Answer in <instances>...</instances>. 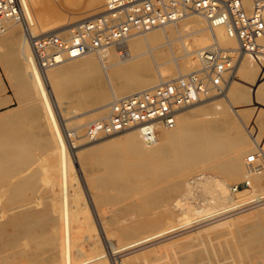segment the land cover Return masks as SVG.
<instances>
[{
    "label": "bare ground",
    "instance_id": "6f19581e",
    "mask_svg": "<svg viewBox=\"0 0 264 264\" xmlns=\"http://www.w3.org/2000/svg\"><path fill=\"white\" fill-rule=\"evenodd\" d=\"M21 1L29 12L32 24L30 30L33 35L38 34V30H41L40 33L56 32L55 30L51 31L54 27L56 29V26H51L54 22L62 21L63 23L61 24L63 25L68 23L71 24L72 22L74 23L73 25L78 24L85 19H89V16L94 13V15H96V12L99 11V7L101 11L102 6V4H100V6L96 4L97 0H87L88 6L84 8V10H81L82 8H79L80 10L78 8L72 10L69 9V7L68 9L70 11H67V9L61 7L69 12L68 15L55 5L56 2L55 4L52 3V0ZM33 6H35V8H33ZM84 13H87L88 16L84 15L85 17H83L82 15ZM193 16H197L193 24L199 26V28L191 29L189 32L185 33L183 37H171V33L166 32L165 28H172L171 26L177 25L179 22H183ZM70 19H75L76 21H70ZM204 23L205 26L203 25ZM5 24L7 29L1 34L3 35L1 43L11 47V45L14 46L15 38H17L16 49H14L17 53L10 56V60L14 61V63L16 62L19 68L16 74L21 82L22 92H25V95L31 96L33 99V104H35L33 117L37 120L38 118L43 119L42 121H44V127L48 134V136L45 137V145H47L49 149L37 159H35L34 153H29V155L25 157V151V153L17 151L22 146L20 143L22 139L14 136V134L10 132V129L6 127L7 123L12 119L11 116H7L6 119L0 117V230H4L7 227V229L12 228L22 235H34L33 233L35 231H32L31 228L32 223H38L39 220L53 221L52 228L50 227L52 230V237L46 241L45 244L56 245L57 251L54 250L55 253H52L50 258L51 260L59 259L60 264H111L108 256L104 255L106 252L105 249H108L109 257L112 260L116 258L119 259V257L125 256L126 254L135 253V251L148 248L158 241H163L162 246L166 247L179 239L177 238L179 233L188 232L182 237L186 239V243L184 244L186 249H188L182 262L186 264H214L212 254H203L204 252L199 248L205 243V239H210L211 233L219 226H231L235 223L236 219L240 217L243 218L245 215L257 217L263 214L259 210L264 208V193L257 196L254 184L252 189L245 187L232 193L230 181L219 174L206 173L203 177L198 178V181L195 179V185L202 188L200 189L201 191L206 190L205 192H210L211 198L207 199L208 202H206L204 206L195 205L188 200V194L192 189L190 184L191 181L187 183L189 189L180 193L181 195L179 196L181 197H174L168 205L166 202L172 193L181 187V181L177 178L179 174L185 171H193L206 164H209V167L217 172L226 174L230 178H237L241 175H245L256 182L259 177L262 178L264 176V164L260 167H256L260 164L259 160L253 164L255 168L252 169V172H248V167L246 165L248 164V157H246L247 150L242 144L234 139L228 140V143H222L220 139H213L216 134H220L221 131L228 126L227 124L232 122L231 118L224 110V108H227V102L230 104L235 102L247 122L257 131H263L264 118L259 117L258 114H260V110L264 111V77H260L256 80L257 86L256 89L253 88V90H250L244 84H240L237 90L233 91L232 84L245 83L249 79L256 78L258 69L251 68L248 62L261 61L264 60V58H257L250 55H243L239 58L238 62L243 57L250 56V58L245 57L241 60L237 70L239 77H235L230 81L231 83H228L224 94H221V97L224 96L223 102L221 103L219 100L210 102V104L212 103L215 105V108L220 109V114L213 117L210 121L211 124L216 126V132H214L211 137L205 138L200 132L192 131L189 124L191 117L187 110L182 112V118L179 123L177 117V122L174 127L160 128L157 139L152 143L146 142L136 129H134L136 131L127 132L128 135L125 141L133 149L135 154H143L145 156V164L152 170L153 176L159 180L168 181L167 185L154 188L150 196H146L145 198V202L162 204L155 213L154 222L152 224H144L141 222L121 224V222L126 219L125 217L120 216L116 218L111 216L103 221L97 214H91V209L89 210L88 205L90 201L88 202L84 196L82 186L84 184H81V179H79L76 174L75 162L73 161V154L75 151L78 153L91 145L82 149L78 148L79 143H77V138H75L76 134L71 132L68 128V117L63 116V111L65 110L63 108L61 109V101L58 100L59 98L57 99L55 94L57 86L69 85L71 81L76 79L78 73L73 72V70L76 68H95L94 66L97 65H100L103 69L104 79L102 80L101 78V84L106 81V83L111 86L112 99L133 93V90L137 91L154 86L159 83V81L176 77L178 74L185 72V70L193 68L195 64H198V60L197 58L193 60L190 55H197L200 48L209 45L215 38L226 47L236 48L238 42L235 38L227 35L224 27L218 26L211 29L208 27L203 17L199 15H190L177 22L167 24L166 26L156 27L133 34L127 40L124 50L122 51L119 50L120 48L118 46L113 45L101 53H88L75 58H68L52 67L41 68L35 62L32 43L26 36L23 25L10 19H7ZM18 24L22 25V34L19 33V28H17ZM187 24V21L183 22L182 26L184 30L191 27H187ZM73 25L71 24V26ZM65 27L62 26V28ZM172 29H174V27ZM70 30L71 29L68 28L62 32L68 33ZM200 30H204L205 33L196 34L199 33ZM174 31L175 30H172L173 36L175 35ZM192 33L194 40L192 43H189L186 39L187 36L192 35ZM177 40L184 48V57L187 58H184L187 62L182 69L180 65L178 66L179 69L176 66L178 58L177 54L174 52L176 49L174 44ZM194 45L198 46L193 48ZM10 50H12V48ZM163 59H172L173 63L169 61V64L160 66L161 60ZM150 61L157 70L156 75L159 79L158 82L156 81L157 83H155V80H152L148 63ZM238 62L234 71L237 68ZM121 66H125L127 70L129 69V72L125 73L123 76L125 79L121 83L113 84V80L119 77L118 70L121 69ZM166 74H171L173 76L169 77L166 76ZM2 87L0 81V91ZM227 90L228 94H226ZM229 94L231 97L228 98L227 95ZM203 101L204 100L197 103ZM106 105L107 103L101 104V106L92 108L84 113L90 116L99 111H105L103 113L105 114L107 112ZM84 113H81V115ZM74 115L77 116L80 114L75 113ZM79 118L81 119V116H79L78 119ZM86 124L87 122L76 125L77 127L75 128L82 126V129H84ZM102 136L107 137L106 135ZM102 136L100 137L102 138ZM100 137L98 138L100 139ZM137 137H139L138 139H140L142 144H139ZM98 138L90 141L95 142ZM110 139L113 138H109L106 142H109ZM160 139L161 142H159ZM257 142V151H260L264 159V139ZM80 147H83V145H80ZM221 147L235 150V153L231 154L226 159L217 160L215 159L214 152L216 150L220 151L219 148ZM13 157H16L17 160H13ZM28 159H32L33 163L39 165L41 179L50 190L53 191V196L49 201L47 200L48 202L42 212L34 211L29 205L31 201L25 202L19 199L25 186L22 184L17 185L16 183L15 187H9L13 175L15 176L14 165L25 164ZM254 200L259 202L238 209V207H242L243 205L251 204ZM37 203H39V201H37ZM142 204L143 202H137L133 206H138L140 209ZM260 205L263 206L261 207ZM258 206L261 208H254ZM252 208L254 209L250 210ZM134 209H137V207H134ZM246 210H248V212L237 215ZM131 212L134 211L132 210ZM128 216L131 218V214H128ZM151 226L160 228L152 233H144V235H140L135 239L128 240L135 232L145 231ZM174 235H177L175 236L176 238ZM156 237H161V239L156 242L152 240L153 242L150 241L152 243L149 244H143ZM172 237H174V239ZM122 240H125V242H122ZM39 244L42 246V243ZM256 244L257 242L250 240L237 242L233 250L235 252H240ZM137 245H139V247H136ZM255 247L259 248L260 252L261 249H264V243L259 246L256 245ZM156 248L158 247L156 246ZM123 250L127 251L118 254V252ZM45 251L46 250H44V252ZM149 251L153 252L156 250L155 248H151L147 250V252ZM263 252L264 251H262V253ZM46 254L48 255V253ZM261 257L263 259L264 254ZM128 258L131 259L133 257L130 255ZM260 259L261 258L256 256L252 259V263L250 264H262ZM232 260V264L238 263L235 255H232ZM262 262L264 261L262 260ZM121 264H123V259H121Z\"/></svg>",
    "mask_w": 264,
    "mask_h": 264
},
{
    "label": "rangeland",
    "instance_id": "374dc122",
    "mask_svg": "<svg viewBox=\"0 0 264 264\" xmlns=\"http://www.w3.org/2000/svg\"><path fill=\"white\" fill-rule=\"evenodd\" d=\"M52 1V3L54 4L56 2L55 5L59 8L63 7L67 9V11H70L69 9L75 10L76 8H82L81 10H84V8H87L88 6L87 0ZM103 1L104 0H97V3H95L99 4L100 6V4H103ZM33 8H35V6H33ZM63 8H61L62 12L65 11ZM67 11H65V13L69 15V12ZM84 15L88 16L87 13H84L82 16L85 17ZM93 15L89 17L91 18ZM196 17L197 16L189 17L188 19L183 21L188 22L186 26H191L189 29L184 30L182 26L183 22L181 21L177 25L171 26L172 28L174 27V29L167 27L165 28V30L167 33H171V37H183V35L189 32L191 29L199 28V26L193 24ZM70 21L76 20L70 19ZM61 23L63 22L61 21L52 23L51 26H56V29L54 27V29H52L51 31L55 30L56 32H62L68 28L72 29L76 25H73V22L71 23L73 26H71L70 23L64 25ZM69 24L71 27L69 26ZM203 25L205 26V23ZM62 26H64L65 28H62ZM17 28H19V33L22 34V25L18 24ZM172 30H175L174 36L172 35ZM40 32L41 30L37 31L38 34ZM203 32L205 33L204 30H200L199 33L196 34H200ZM2 37L3 35H0V74L3 79V87L0 91V103L2 104L0 106H6L0 108V117H4L6 119L7 116H11L12 119L10 120V122L7 123L6 127L10 129V132L13 133L14 136H17L22 139V141L20 142L22 146L17 151L23 153L26 152L25 157H27L29 153H34L35 159H37L40 157L41 154H43L49 149V147L45 145V137L48 136L47 130L44 127V121H42L43 119L38 118L37 120L33 117L35 111V104H33V99L31 96L25 95V92H22L21 82L18 78V75L16 74L19 68L16 65V62L14 63V61L10 60V56L17 53V51L14 50L16 49L17 38H15L14 46L11 45V47H8L5 44L1 43ZM186 40L189 43H192L194 40L193 33L192 35H188ZM174 45L176 48L174 52L175 54H177L178 58L176 66L178 68V66L180 65L182 69L184 68V65L187 62L184 59L186 58L184 57L185 50H183L184 48L178 40L175 41ZM197 46L198 45H194L193 48ZM9 48H12V50H10ZM190 57L193 60L197 58L196 55H190ZM245 57L250 58V56ZM241 60L238 62L236 70L232 73L229 82L232 81L235 77H239V73H237V70ZM169 61L173 63L172 59L161 60L160 66L169 64ZM148 63L152 75V80H155V83H157L159 80L156 75L157 70L155 69L151 61ZM248 64L251 68L258 69V73H256L257 77L249 79L245 83H233V91H236L237 87H239L240 84H244L250 90H253V88L256 89V80H258L260 77H264V60L254 62L251 61L250 63L248 62ZM94 67L95 68L89 67L85 69L76 68L77 70H73V72L78 73L76 79L71 81L69 85L67 84L65 86H57L55 89L57 99L59 98L58 100L61 101V109L63 108L65 110L63 111V116L68 117V128L71 130V132L76 134L74 135L75 138H77V143H79L78 148L82 149L91 145L87 149H84L78 153H76L75 151V153L73 154V161L75 162L74 165L76 169V174L78 178L81 179V184H84L82 186L86 200L88 202L90 201L88 203L89 210L91 209V214H97L99 218L101 217L100 219H102L103 221L107 218H110L111 216L116 218L122 216L126 219H124L121 224H127L129 222H141L144 224H152L154 222L155 213L162 206V204L160 205V203L153 204L152 202H145V198L146 196H150L151 191L154 188L167 185L168 181L161 179L159 180L158 178H155L153 176L152 170L145 164V156L143 154H135L133 149L125 141V138L128 135L127 132L136 130L127 129L117 134L106 135L107 137L102 136V138L100 137V139L98 138L97 141L95 140V142H93L90 141L92 139L85 138L84 129H82V126H80L79 128H75L77 127L76 125H81L82 123H86L95 118L100 117L105 111H99L96 114L90 116L86 115L87 113L84 112H87L92 108L101 106V104L104 103H107L108 105L109 101L112 100L111 86H109L106 81L101 84V78L102 80L104 79L103 69L100 65ZM120 68L121 69L118 70L119 77L113 80V84L121 83L125 79V77H123L125 73L129 72V69L127 70L125 66H121ZM191 69L192 68H190V70ZM186 71L189 70H185V72ZM166 76L172 77L173 75L166 74ZM134 91L135 90H133V92ZM226 94H228V90ZM223 97H221V94L214 95L213 97L211 96L203 102L195 103L194 105L184 108L178 116V123L181 121L182 112L187 110L191 117L189 120V124L191 126L192 131L200 132V134L205 138L211 137L212 134L216 132V126L211 124L210 121L213 117L220 114V109L215 108V105L212 103L210 104V102H216L219 100L222 103L224 100ZM227 97L229 98L231 97V95L229 94L227 95ZM226 104L227 108H224V110L227 112V115L231 118L232 122L230 124H227L228 126L225 127L220 134H216L213 139H220L222 143H228L231 139H234L238 143L242 144V146L247 150L246 157H248L249 155H251L252 151H256L258 149L257 141L260 142L261 139H264V129L261 132L254 129L253 126L244 118L243 113L235 102H233L234 105L232 103L230 104L229 102H227ZM259 112L260 114H258V116L264 118V111L260 110ZM75 113L80 115L75 116ZM81 113H84V116L81 115ZM79 116H81V119H78ZM109 138L113 139H110L109 142H106V140H108ZM138 138L139 137H137L139 144H142V142ZM87 141L92 143H88ZM159 142H161V139ZM80 145H83V147H80ZM227 149L228 148L224 149L221 147L219 148L220 151L216 150L214 152L216 157L215 159L223 160L229 157L231 154L235 153V150ZM12 159L17 160L16 157H13ZM259 163L264 164V159L262 158L261 162L259 161ZM14 168L15 176L13 175L9 187H15L16 183L17 185L22 184L23 186H25L23 193L19 196V199L25 202L31 201L29 204L31 208H33L34 211L42 212L47 202L53 196V191L50 190V188L41 179L39 165L33 163L32 159H28L26 160L25 164L14 165ZM196 169L193 171L182 172L177 176V178L181 181V187L177 191H174L169 197V199H167V205L170 203V201H172L174 197H181L179 196L181 195L180 193L189 189V187H187V183L191 181L190 184L192 186V193L190 192L191 194H188V200H190L195 205L198 204L200 206H204V204L208 202L207 199L211 198V195L210 192H205L206 190H202V192L200 190L202 188H199L197 187L198 185H195V179H197L198 181V178L203 177L206 173L219 174L223 178L230 181L231 187L236 185L237 183H242L245 179H249V177H246L245 175H241L237 178H230L226 174L222 172H217L213 168L209 167V164L200 166ZM250 180L251 179H249V181ZM250 183L251 187L248 188L252 189L254 184V186L256 187L255 192H257V196L259 194L261 195L262 193H264V176L262 178L259 177L256 182L255 180H251ZM37 201H39V203H37ZM137 202H143L140 209L138 208V206H133ZM258 202L259 201L254 200L251 202V204L243 205L242 207H238V209L244 208L245 206L253 205L255 203L257 204ZM260 206L262 207L263 205ZM260 206L254 208H261ZM134 207H137V209H134ZM254 208L250 210H253ZM131 209L134 212H131ZM259 211L263 213L260 216L253 217V215H245L243 216V218H238L239 220L236 219L235 223L231 226L224 225L217 227L211 233V238L205 239V243L199 247L204 252L203 254H212L214 264H232V255H235L237 257V264H250L252 263V259L256 256L262 259L261 256H263L264 254V252L262 253L264 249H261V251L259 252V248L255 247L256 245L259 246L264 243V208ZM245 212H248V210L243 211L237 215L244 214ZM128 214H131V218H129ZM52 224L53 221L51 220H39L38 223H32V231L36 232L33 233L34 235H22L16 230H13L12 228L7 229V227L4 230H0V264H60L59 259L51 260L50 258V255H52V253H55L54 250L57 249L56 245L45 244L46 241H48L52 237ZM159 228L160 227L157 226H151L145 231H137L133 235H131L128 240L135 239L140 235H144V233H152L153 231H156ZM187 233H179L177 237L179 239L166 247L162 246L163 241H158L161 239V237H156L154 239L144 242L143 244H149L153 241H158L157 243H154L150 247L145 248L143 250L135 251V253L132 252L131 254H126L125 256L119 257V259L116 258L112 260L109 257L110 255L108 253V249H105L106 254L104 253V255L108 256L111 264H121V259H123V264H186L182 261L184 255L187 254L188 249H186V246L184 244L186 243V239L182 237L185 236L184 234ZM175 236L177 235H174V237ZM174 237L172 238L174 239ZM247 240L257 242V244L251 246V248L249 249L247 248L240 252H235L233 250L235 243ZM122 242H125V240H122ZM39 243H42V246H40L41 244ZM139 245H137L136 247H139ZM156 246L158 248H156ZM151 248H155L156 251L147 252V250H150ZM44 250L46 251L44 252ZM125 251L127 250L120 251L118 252V254L123 253ZM46 253H48V255ZM130 255H132L133 258L129 259L128 256ZM261 259L260 261L263 264L264 262H262V260L264 261V257L262 260Z\"/></svg>",
    "mask_w": 264,
    "mask_h": 264
},
{
    "label": "built area",
    "instance_id": "2783aa9c",
    "mask_svg": "<svg viewBox=\"0 0 264 264\" xmlns=\"http://www.w3.org/2000/svg\"><path fill=\"white\" fill-rule=\"evenodd\" d=\"M194 14L203 17L211 29L224 27L238 46L226 47L213 39L198 50V64L191 70L113 98L105 114L84 126V136L89 139L136 129L152 143L160 128L176 125L184 108L224 93L241 56L264 58V0H104L99 13L76 24L70 32L36 35L30 30L31 18L21 0H0V35L7 29V19L21 23L32 43L35 62L48 68L68 58L101 53L113 45L122 51L133 34ZM258 160H262L260 151H253L247 160L248 172ZM243 187H251L249 179L231 190L234 193Z\"/></svg>",
    "mask_w": 264,
    "mask_h": 264
},
{
    "label": "crops",
    "instance_id": "0c3cea01",
    "mask_svg": "<svg viewBox=\"0 0 264 264\" xmlns=\"http://www.w3.org/2000/svg\"><path fill=\"white\" fill-rule=\"evenodd\" d=\"M0 81H1V84H2V81H3V79H2V77H1V74H0ZM2 103H0V105H1ZM6 105H3V106H0V108H3V107H5Z\"/></svg>",
    "mask_w": 264,
    "mask_h": 264
}]
</instances>
